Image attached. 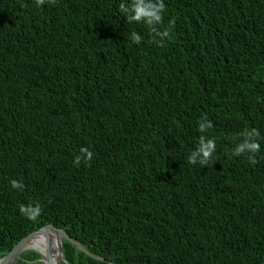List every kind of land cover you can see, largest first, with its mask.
Wrapping results in <instances>:
<instances>
[{"label":"trees","instance_id":"16d2710c","mask_svg":"<svg viewBox=\"0 0 264 264\" xmlns=\"http://www.w3.org/2000/svg\"><path fill=\"white\" fill-rule=\"evenodd\" d=\"M132 3L0 0V258L53 225L113 264H264V0H164L153 25Z\"/></svg>","mask_w":264,"mask_h":264},{"label":"clouds","instance_id":"9594fccd","mask_svg":"<svg viewBox=\"0 0 264 264\" xmlns=\"http://www.w3.org/2000/svg\"><path fill=\"white\" fill-rule=\"evenodd\" d=\"M44 0H37V4H43ZM120 10L125 9V5L121 3L119 5ZM165 11L164 0H133L132 5L129 8L127 14V19L132 21H144L148 25L161 24L163 21V13ZM173 23L172 21L169 22ZM135 41L138 43L141 39L140 35L133 34ZM159 35L167 37L169 35V29L165 28ZM207 128H211V121L209 120L207 126L201 125V130L203 131ZM246 138L243 143L237 145L234 149L236 155L248 154V159L251 163L255 164L256 154L261 151V143L258 137L260 136L259 130L252 128L247 130L243 134ZM216 148V142L213 139H208L207 142L201 140V146L198 151L193 152L189 156V161L195 163V158L197 155L200 157V163L202 165L209 164L211 161L212 154ZM93 153L89 150L88 147H81L80 155L76 158V163L78 164L81 159L91 160ZM11 186L14 189L22 190L24 184L18 180L13 179L11 181ZM20 212L29 219H35L39 212L40 208L38 205L28 204L25 205L21 203L19 205Z\"/></svg>","mask_w":264,"mask_h":264},{"label":"water","instance_id":"95a60500","mask_svg":"<svg viewBox=\"0 0 264 264\" xmlns=\"http://www.w3.org/2000/svg\"><path fill=\"white\" fill-rule=\"evenodd\" d=\"M46 230L55 231L57 233L58 237H59L58 250H57V254H58L57 264H61L62 261H65L64 254H63V241L65 239L68 240L69 242H71L76 247V249H78L81 252L85 253L89 257H91V258H93L95 260H98V261L108 262L104 257H102L100 255H97L95 253H92L91 251L87 250L78 240H76V239L72 238L71 236H69L65 230L59 229V228H57V227H55L53 225H46V226H44V227L32 232L31 234H29L28 236L24 237L23 239H21L12 248V250L9 253H7L5 256L0 258V264H12L15 260L20 258V255H21L22 252H24L26 250H32V249L27 248V243H28L29 239L32 236H34L35 234L40 233L42 231H46ZM48 253H49V251H48ZM40 261L43 262L44 264H52L51 261H50L49 254L47 256L41 255ZM108 263L109 264H113L111 262H108Z\"/></svg>","mask_w":264,"mask_h":264},{"label":"bare ground","instance_id":"6f19581e","mask_svg":"<svg viewBox=\"0 0 264 264\" xmlns=\"http://www.w3.org/2000/svg\"><path fill=\"white\" fill-rule=\"evenodd\" d=\"M58 243L59 237L57 233L53 230H46L32 236L27 243V248L35 250L43 256L49 254L51 263L57 264Z\"/></svg>","mask_w":264,"mask_h":264}]
</instances>
